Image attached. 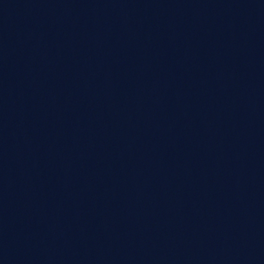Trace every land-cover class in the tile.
I'll return each instance as SVG.
<instances>
[{"label": "water", "instance_id": "obj_1", "mask_svg": "<svg viewBox=\"0 0 264 264\" xmlns=\"http://www.w3.org/2000/svg\"><path fill=\"white\" fill-rule=\"evenodd\" d=\"M0 264H264V0H0Z\"/></svg>", "mask_w": 264, "mask_h": 264}]
</instances>
